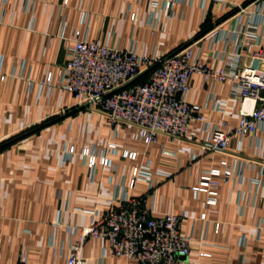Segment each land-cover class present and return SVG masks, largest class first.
<instances>
[{
  "label": "crops",
  "instance_id": "0c3cea01",
  "mask_svg": "<svg viewBox=\"0 0 264 264\" xmlns=\"http://www.w3.org/2000/svg\"><path fill=\"white\" fill-rule=\"evenodd\" d=\"M166 1L175 3L171 19L163 12ZM246 1L0 0V143L55 118L0 151V264H66L71 231L88 226L91 213L117 205L121 194L138 199L152 216L184 213L180 232L190 252L182 264H264V142L234 135L226 151L208 148L212 129L232 135L238 112L250 108L231 85L192 76L186 101L201 107L203 121L181 139L159 136L145 145L137 128L78 105L55 83L76 30L145 56L166 57L188 45L192 60L224 68L233 33L254 19L264 42V4L237 13ZM203 28L210 30L196 39ZM248 62L241 57L240 65ZM49 73L51 86L43 84ZM85 149L96 156L93 169ZM222 161L243 162L241 177L217 178L216 203L209 205L208 195L193 188L204 172L222 170ZM135 168L146 174L129 188ZM106 250L104 240L88 239L81 256L85 264H136Z\"/></svg>",
  "mask_w": 264,
  "mask_h": 264
},
{
  "label": "built area",
  "instance_id": "2783aa9c",
  "mask_svg": "<svg viewBox=\"0 0 264 264\" xmlns=\"http://www.w3.org/2000/svg\"><path fill=\"white\" fill-rule=\"evenodd\" d=\"M263 4L264 0L251 1L237 13H243L249 5H256L261 10ZM174 6L172 1L164 2L166 18L173 17ZM130 19H134L133 14ZM258 28L254 19L245 31L233 33V52L228 55L227 66L217 70L192 60L193 52L189 46L166 57L145 56L112 47L107 42L89 41L76 30L67 61L58 69L55 83L62 94L72 95L78 105L105 116L112 123L134 126L141 142L148 145L155 143L159 136L172 141L181 139L191 124L203 121L201 107L186 101L189 80L198 75L205 83L231 85L242 105L250 104L249 109L242 108L238 112V123L232 135L212 129L208 148L226 151L234 135L239 139L255 137L264 142V42L257 34ZM242 56L249 62L240 65ZM149 68L152 70L146 74L143 83L120 89ZM52 78L49 73L43 84L51 86ZM69 153H73V149L70 148ZM82 156L86 158L87 167L93 169L96 165L94 152L85 149ZM123 156L134 159L135 153ZM100 163L107 165L108 160L101 159ZM219 166L222 170L212 168L204 172L199 185L193 188L195 192L208 195L209 205L216 203L219 186L216 179L228 180L233 174L241 177L243 162L230 167L222 161ZM144 171L133 169L129 188L144 178ZM115 202L117 205L99 216L91 213L88 226L71 231L75 239L69 245L66 264H85L81 250L88 239L104 240L108 256L136 264H182L180 258L190 252L188 239L180 232L184 213L152 216L138 199L127 194H121ZM199 256L209 255L199 253Z\"/></svg>",
  "mask_w": 264,
  "mask_h": 264
},
{
  "label": "trees",
  "instance_id": "16d2710c",
  "mask_svg": "<svg viewBox=\"0 0 264 264\" xmlns=\"http://www.w3.org/2000/svg\"><path fill=\"white\" fill-rule=\"evenodd\" d=\"M251 1H254V0H247L245 2V5L250 3ZM226 18V17H225ZM210 30V28H203L197 35H196V39H199L201 38L204 34H206L208 31ZM181 48V47H180ZM180 48L176 49L174 52L178 51ZM146 79V75L141 77L139 80H137L135 83L133 84H141L145 81ZM55 121V118H52L51 120H48V121H45V122H42L41 124L37 125V126H34V127H31L30 129H27L26 131H23L21 132L20 134L18 135H15L3 142L0 143V151L8 148L9 146H11L12 144L24 139V138H27L28 136H31L33 134H36L38 133L39 131H41L42 129H44L45 127L51 125L52 123H54Z\"/></svg>",
  "mask_w": 264,
  "mask_h": 264
},
{
  "label": "water",
  "instance_id": "95a60500",
  "mask_svg": "<svg viewBox=\"0 0 264 264\" xmlns=\"http://www.w3.org/2000/svg\"><path fill=\"white\" fill-rule=\"evenodd\" d=\"M188 45H185V46H183V47H181L179 50H181V49H183V48H185V47H187ZM178 50V51H179ZM177 52V51H176ZM175 53V52H174ZM174 53H172V54H174ZM171 54V55H172ZM170 56V55H169ZM152 70V68H149V69H147V70H145L144 72H142L140 75H138L137 77H135L134 79H132L130 82H128L127 84H125L123 87H121L120 89H122V88H126V87H128V86H130V85H132L133 83H135L137 80H139L141 77H143V76H145L146 74H148L150 71ZM86 107V106H85Z\"/></svg>",
  "mask_w": 264,
  "mask_h": 264
},
{
  "label": "rangeland",
  "instance_id": "374dc122",
  "mask_svg": "<svg viewBox=\"0 0 264 264\" xmlns=\"http://www.w3.org/2000/svg\"><path fill=\"white\" fill-rule=\"evenodd\" d=\"M52 118H48V119H46V120H44V121H42V122H45V121H48V120H51ZM41 122V123H42ZM41 123H39V124H41ZM39 124H36V125H33L32 127H34V126H37V125H39Z\"/></svg>",
  "mask_w": 264,
  "mask_h": 264
}]
</instances>
